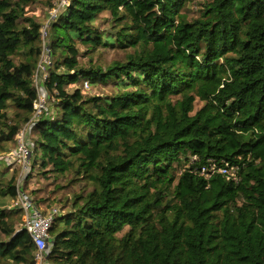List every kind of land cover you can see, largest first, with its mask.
Listing matches in <instances>:
<instances>
[{
    "label": "trees",
    "instance_id": "1",
    "mask_svg": "<svg viewBox=\"0 0 264 264\" xmlns=\"http://www.w3.org/2000/svg\"><path fill=\"white\" fill-rule=\"evenodd\" d=\"M195 1L71 0L53 25L47 87L59 101L35 124L32 149L50 173L92 190L56 219L50 264H264V0H203L190 18ZM30 2L0 0V166H11L8 145L37 99ZM104 13L109 32L95 26ZM76 41L131 52L88 68ZM80 82L113 93L68 92ZM212 165L236 168L239 181L201 175ZM17 182L0 170V264H36L12 206Z\"/></svg>",
    "mask_w": 264,
    "mask_h": 264
},
{
    "label": "built area",
    "instance_id": "2",
    "mask_svg": "<svg viewBox=\"0 0 264 264\" xmlns=\"http://www.w3.org/2000/svg\"><path fill=\"white\" fill-rule=\"evenodd\" d=\"M71 0H59L56 6L49 12V18L40 30L41 54L34 72L33 82L37 90V99L34 102V112L31 121L17 134V146L14 151L10 152L7 161L11 166H17L22 169V174L30 169L32 158V146L28 141L27 132L32 129L37 122L43 118H53L56 113V105L59 101L57 92L51 93L47 84L50 80L51 70L54 68L55 60L50 43V29L56 24L70 6ZM83 88L89 89V83L84 82ZM237 169L234 167L217 168L215 165L211 168L206 166L200 170L201 175L207 179L211 178L214 173H221L228 180L239 181ZM17 197L13 201V208L22 212V221L20 230L27 232L36 247V264H50L48 262L49 243L52 239L51 230L58 217L62 212L52 207L49 210L40 209L30 194L19 183Z\"/></svg>",
    "mask_w": 264,
    "mask_h": 264
},
{
    "label": "rangeland",
    "instance_id": "3",
    "mask_svg": "<svg viewBox=\"0 0 264 264\" xmlns=\"http://www.w3.org/2000/svg\"><path fill=\"white\" fill-rule=\"evenodd\" d=\"M58 1L59 0H31L29 5L26 7V17L34 19L41 25L42 28L43 26H45L49 18V12L56 6ZM202 2L203 0H197L189 5L187 13L189 14L190 18H196L199 16ZM109 19L110 15L108 13H104L95 23V26L98 27L102 32H109ZM52 33L53 31L51 28L49 37L50 43ZM76 47L79 48L81 52V55L79 57L81 64L88 68L91 65L106 68L114 61L123 62L126 59L127 53L131 52L110 46H99L96 49L87 51L86 46L82 45L79 42H77ZM54 60H56V58ZM17 62H20L19 58L17 59ZM84 85V82H80L73 86L68 85L66 88L68 92L73 93L77 88H81ZM51 93L54 94V92ZM112 93L113 88L111 85H108L105 87L98 86L92 89H88L86 95L98 96ZM203 106L204 104L201 101L197 100L195 104V112L201 109ZM33 128H30V130H28L27 132L28 141L31 143L32 148L35 140H37V136L34 134ZM16 146L17 137L12 143L8 145V147L12 152L15 150ZM32 154L33 155L31 158L30 169L25 171L24 174H22L21 168H18L17 166H9L6 163L0 166V170L3 171L10 169L12 172L16 171L18 176L17 184L21 183L24 186V189L30 194V196L40 209L49 210L52 207H56L63 214H68L72 209V202L75 196L82 193L86 194L87 192L91 191L92 188L86 182L77 179L78 176H76V174L57 176L56 174L50 173L47 168L40 165L39 161H36L34 149H32ZM21 221L22 218L20 222ZM20 224L21 223H19V226Z\"/></svg>",
    "mask_w": 264,
    "mask_h": 264
},
{
    "label": "crops",
    "instance_id": "4",
    "mask_svg": "<svg viewBox=\"0 0 264 264\" xmlns=\"http://www.w3.org/2000/svg\"><path fill=\"white\" fill-rule=\"evenodd\" d=\"M20 223V222H19Z\"/></svg>",
    "mask_w": 264,
    "mask_h": 264
}]
</instances>
